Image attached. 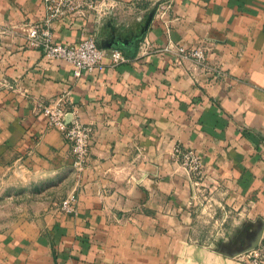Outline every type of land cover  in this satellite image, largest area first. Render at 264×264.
Instances as JSON below:
<instances>
[{"label": "crops", "instance_id": "0c3cea01", "mask_svg": "<svg viewBox=\"0 0 264 264\" xmlns=\"http://www.w3.org/2000/svg\"><path fill=\"white\" fill-rule=\"evenodd\" d=\"M45 15L0 0V195L40 199L0 228V264H246L211 227L214 212L264 226V0H95L57 41L94 34L126 60L81 77L28 44ZM61 95L92 127L81 172L42 111ZM178 146L202 156L201 181Z\"/></svg>", "mask_w": 264, "mask_h": 264}, {"label": "built area", "instance_id": "2783aa9c", "mask_svg": "<svg viewBox=\"0 0 264 264\" xmlns=\"http://www.w3.org/2000/svg\"><path fill=\"white\" fill-rule=\"evenodd\" d=\"M46 15L42 21L34 23L28 31V44L43 51L48 59H64L68 61L77 77L85 72L95 71L106 57L112 62L126 60V55L117 48H106L101 45L94 34H85L77 42L60 43L55 33V23L58 20H68L75 17L86 7H94L95 0H42ZM186 50V47H182ZM189 54L197 59L204 57L203 49H192ZM42 111L47 116L49 125L61 131L64 138L72 147L73 166L81 172L88 161L91 150L92 127L75 109L70 108L67 99L61 95L53 104L42 105ZM176 157L188 171L189 177L202 176L204 161L194 149L178 146ZM200 180H196L198 182ZM63 210L75 212L74 198H67L63 202ZM246 264H264V246L246 251L243 254Z\"/></svg>", "mask_w": 264, "mask_h": 264}, {"label": "rangeland", "instance_id": "374dc122", "mask_svg": "<svg viewBox=\"0 0 264 264\" xmlns=\"http://www.w3.org/2000/svg\"><path fill=\"white\" fill-rule=\"evenodd\" d=\"M96 11L99 13L98 9H96ZM191 179L194 182H196V180L201 181L202 176L199 175V177H197L194 175L191 176ZM31 190L30 187L11 188L9 193L4 194V196L0 195V197H2L0 201V228L20 218V216H26L33 205L36 206L40 204V199L37 194H35L34 197L30 196L31 192H35ZM50 193H52L55 199L61 194L56 187ZM218 214V212L213 213L215 216L214 223L216 224V226L213 225V227H211L215 233L213 237L219 240L223 251L235 254L234 256L240 254L238 256L243 259V254L246 252L245 250L256 241H260L263 238L264 234L261 235L258 234V232L260 229L264 230V226L248 220L241 226L242 222L240 224L237 223L235 215L231 216V213H225L223 216H219ZM227 228L229 232H227Z\"/></svg>", "mask_w": 264, "mask_h": 264}, {"label": "water", "instance_id": "95a60500", "mask_svg": "<svg viewBox=\"0 0 264 264\" xmlns=\"http://www.w3.org/2000/svg\"><path fill=\"white\" fill-rule=\"evenodd\" d=\"M260 244V241H256L253 245H251L250 247H248L245 251H248L250 249H253L255 247H257Z\"/></svg>", "mask_w": 264, "mask_h": 264}]
</instances>
